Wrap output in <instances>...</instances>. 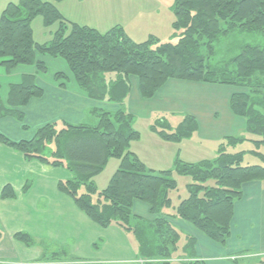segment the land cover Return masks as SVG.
Here are the masks:
<instances>
[{
	"label": "trees",
	"instance_id": "1",
	"mask_svg": "<svg viewBox=\"0 0 264 264\" xmlns=\"http://www.w3.org/2000/svg\"><path fill=\"white\" fill-rule=\"evenodd\" d=\"M62 1L19 0L8 5L0 18V66L7 73L31 66L46 74L48 67L38 58L62 59L89 99L117 109H92L98 119L95 125L47 124L29 140L12 141L0 132V144L28 161L67 169L73 178L58 183V191L98 227L116 225L132 233L144 264H172L182 235L181 250L196 258V240L175 228L171 223L175 219L189 223L213 243L227 246L234 207L243 198L244 186L264 180L263 166H243L246 153L230 151L252 142L256 149L250 153L264 162V154L257 151L264 147V0H175L172 29L176 42L153 36L135 42L121 26L106 33L79 26L60 13L56 4ZM39 16L46 27L57 26L45 44L33 39L32 22ZM34 78L27 76L21 85L11 87V109L0 104V119L14 117L24 124V115L14 108H24L32 99L43 97ZM55 78L69 80L65 73H57ZM131 78L138 80L145 99L155 97L169 80L233 87L237 92L230 108L246 121V132L226 138L213 159L187 163L177 158L170 169L152 170L131 151V144L142 136L124 106ZM197 128L196 119L185 116L176 128L160 119L150 132L167 143L180 144L192 139ZM246 133L259 140H248ZM112 159L120 162L119 168L99 191L94 179ZM175 175L189 177L191 183L188 197L174 207L171 194L179 187ZM31 187L28 181L24 194ZM1 198L15 199L16 193L7 185ZM136 202L148 207L147 217L135 212ZM2 236L0 232V242ZM14 238L28 247L35 244L25 232ZM241 262L235 259L228 264Z\"/></svg>",
	"mask_w": 264,
	"mask_h": 264
},
{
	"label": "crops",
	"instance_id": "2",
	"mask_svg": "<svg viewBox=\"0 0 264 264\" xmlns=\"http://www.w3.org/2000/svg\"><path fill=\"white\" fill-rule=\"evenodd\" d=\"M42 1L54 2V0ZM18 2L19 0H0V18L9 4H17ZM63 3V1L57 3L56 6L64 18L71 23L95 29L100 33H106L115 26H121L135 42H144L149 38H140L142 36H139L136 29L128 30L132 24L133 16L126 20L108 21L106 20L108 16L102 20H92L88 15H65L60 9V4ZM136 26L137 24L135 28ZM139 26H137V30H139ZM53 32L55 31L49 32L48 41L40 42V40H35L33 30V39L37 44L48 43L51 41L50 36ZM38 60H42L48 67L46 74L40 73L35 67L29 66H20L10 73L0 69V104L6 109H11L9 106L11 87L21 85L25 77H35V83L43 90V97L32 99L24 108H14L15 111H19L24 115V124L14 117L0 119V132L12 141L29 140L37 130L47 124L57 123L60 126L65 124L95 125L98 119L92 114V109L103 108L110 111L117 109L116 105L98 103L89 99L77 87L67 69L65 72L64 69L51 68L53 64L56 68H61L63 62L49 58H38ZM64 66L66 67L65 64ZM57 73H65L69 76V80L58 82L55 78ZM62 83L64 84L63 87L61 86ZM130 84L131 90L124 106L126 113L134 119V128L138 123H146L149 124L147 129H150L155 122L166 118L167 115L183 114L184 117L192 116L196 119L197 131L192 139L188 141L193 140L200 146H203V143L210 145L219 143V146L224 143L226 138L235 137L246 132V121L235 116L230 108L231 97L237 92L233 87L169 80L155 97L145 99L140 93L138 80L131 78ZM148 134L155 138L154 133L149 131ZM144 135L141 137H144ZM150 141L155 140L150 139ZM157 142L159 145L163 144L160 145L162 149H167L165 146L171 149L170 145H166L161 141ZM134 143H139V141ZM149 146L145 147L144 154L146 155L133 151L132 148L131 151L152 170L170 169L169 165H167V168L158 164V162L161 159L166 162L167 160L172 161V155L165 156L162 150L159 151ZM153 156H157V163L149 160V157L154 159ZM119 165L120 162L117 160L115 172ZM113 175L110 176L107 185L103 189L108 186ZM100 176L94 179L96 186ZM71 178H73V175L65 168H49L38 161H28L20 152L0 144V232L3 235L0 242V257L11 255V253L16 256V251L18 254L24 253V251L22 252L24 247L19 245V241L15 240L14 235L22 230L25 231V229L28 230V234L30 233L35 238L37 234H40L41 238H47L45 242L48 244L51 241L60 246L70 247L72 244L74 249L76 245L84 241L87 231L97 230L98 226L78 210L73 200L58 191V183ZM28 181H34V186L24 194L23 188ZM7 185L14 189L15 199L3 200L1 198L2 191ZM243 193V198L236 202L234 207V217L231 225L232 234L226 248L227 251L230 250L233 253L239 251L242 253L249 252L241 257L244 259L245 264H251L253 259H255V264H264V180L246 184ZM134 210L136 213L146 214V216L142 215L143 217L148 215V207L140 202L135 203ZM174 221L178 222V225L174 223L175 228L196 240V260L208 263V259L213 261V258H215L214 262H219L218 260L222 259L224 261L220 264H228L230 255H226L227 257L222 255L224 258H219L218 254L221 249L203 233L194 227V229L190 226L189 229H186L185 226L183 228L182 225L189 223L180 219ZM8 230L11 232L8 233ZM6 240L9 241L12 251L4 247L3 244ZM42 247L41 245L39 249L40 255L48 254L49 250L43 253ZM28 249L30 250V248ZM65 251H68V249L65 248ZM225 251V249L222 250V253L226 254L227 251ZM52 253L53 256L56 255V252ZM68 253L71 254L70 251ZM0 262L2 261L0 260Z\"/></svg>",
	"mask_w": 264,
	"mask_h": 264
},
{
	"label": "rangeland",
	"instance_id": "3",
	"mask_svg": "<svg viewBox=\"0 0 264 264\" xmlns=\"http://www.w3.org/2000/svg\"><path fill=\"white\" fill-rule=\"evenodd\" d=\"M63 2V4H60V9L62 10V13L64 12L65 15H88V17L92 20H102L108 16V18L106 19L108 21L126 20L133 16V20L131 22L132 24L128 28V30L132 31L136 29V31L139 32V36H142L140 38L147 39L148 37L153 36L155 38H158L162 42H167L170 40L176 42V37H174V31L172 29V6L175 0H63ZM136 24L137 26L140 25L138 28L139 30H137V26L135 28ZM32 26L35 32V40H40V42L48 41L49 32L55 31L57 29L56 25L51 28L46 27L41 16H39L37 20H33ZM51 39L52 35L50 36V40ZM57 60L63 62L66 67L62 63L61 68H56L55 64H53L51 68L56 70L64 69L65 72L67 69V71L69 72L68 65L62 59ZM0 69L4 68L0 66ZM183 118V114H172L167 115L164 119H166V121L172 128H176L182 122ZM148 126L149 124L146 123H138L137 126H135V129L137 131H139L140 133L144 132L145 135L144 133H141L142 135H144V137H141V142H133L134 144H132L131 148L133 151H137L138 153H143V155H146L144 154L145 147L147 145H150L154 149H157L159 151L162 150L165 156L172 155V161L167 160L166 162L161 159L158 164H161L165 167H167V165H169V167H172L174 161L177 158L187 163H198L202 160L213 159L217 156L219 143H216L214 145L203 143V146H200L193 140L191 142L188 140H185V142L181 141L180 145L167 143L161 140L157 135H155V138L151 137L148 134V132L150 131V129H147ZM244 137H246L248 140L250 139L251 141L259 140V137L252 136L247 133L244 135ZM150 139H153L155 141H150ZM157 141H161L162 143H166V145H170L169 147H171V149L173 150L168 148V146H165L167 147V149H162L160 145L163 144L159 145ZM255 149V145L252 142L247 141L239 145L235 150L230 148V151L246 153L244 156L243 166L259 165L264 167V162L259 157H256L255 155L250 153V151ZM257 151L264 154V147H261ZM157 155L161 156L160 154ZM153 157L154 159H152V157H149V160H152L153 162L158 160L157 156ZM116 163V159L110 160L108 165L106 166L107 168H105L106 170L98 178L97 187L99 191L103 190V188L107 185L108 179L115 172L114 169ZM175 177L178 181L179 187L176 192H173L171 194L174 207L179 205L182 200L188 197L187 186L191 183V179L189 177L178 175H175ZM31 183L33 187L34 181H31ZM171 212H174V210L171 209ZM140 215L146 216V214L141 212ZM171 223L174 227L176 226L174 223L178 225V222L176 221H172ZM182 226L183 228L185 226L186 229H189V226L193 228V226H191L190 224ZM27 231L28 230L25 229V231L22 230L21 232ZM7 232L10 233L11 231L8 230ZM31 236L35 240V244L33 246L28 247L24 243L22 244L19 242V245H22L24 247V250H22V252L24 251V253L18 254L16 251V256H14L12 253L11 255L1 256L0 260L2 262H0V264H144L143 259L138 255V243L135 236L132 233H127L116 225H112L107 229L98 227L97 230L91 229L87 231L84 241L79 243V245H76L75 249L72 244L70 245V247L55 245V243H53L52 241L50 242V244H48L45 242V239L47 240V238H41L40 234H37V239L35 238V236ZM184 243L185 239L182 235L181 241L179 243V249L173 255L172 264H188L189 262L191 263L196 261L195 259L197 258V256L194 259L191 256L185 255L183 253V251L181 250V246ZM46 244L49 245V247H47ZM3 245L7 250H13L8 240H6ZM41 245L44 247H42L43 253H45L46 250H49L48 254L45 253L42 256L40 255L39 249ZM216 245L221 249L218 254L219 258H224L230 255L228 257V262L229 260L234 261L235 259H242V262L240 264H245L243 261L244 259L241 258L243 255L242 252L239 251L238 253H233L230 252V250L227 251V246L222 247L219 244ZM27 247L30 248V250ZM65 248H67L71 254H69L68 251H65ZM224 249L227 251L226 254L222 253V250ZM52 252H58L59 254L53 256ZM60 252H67L68 254L64 255ZM222 255H224V257H222ZM213 259V261H210L208 259V263L206 261H204V263L220 264V262L224 261L222 259H219V262H214L216 259ZM53 260L56 262H54ZM251 264H255V259L251 260Z\"/></svg>",
	"mask_w": 264,
	"mask_h": 264
}]
</instances>
